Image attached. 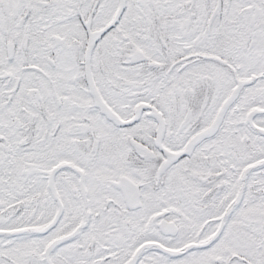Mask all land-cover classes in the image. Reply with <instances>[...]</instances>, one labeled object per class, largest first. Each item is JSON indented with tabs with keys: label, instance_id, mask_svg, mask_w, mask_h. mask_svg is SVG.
<instances>
[{
	"label": "snow or ice",
	"instance_id": "snow-or-ice-1",
	"mask_svg": "<svg viewBox=\"0 0 264 264\" xmlns=\"http://www.w3.org/2000/svg\"><path fill=\"white\" fill-rule=\"evenodd\" d=\"M0 264H264V0H0Z\"/></svg>",
	"mask_w": 264,
	"mask_h": 264
}]
</instances>
